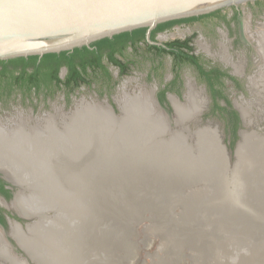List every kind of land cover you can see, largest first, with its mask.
<instances>
[{
  "label": "bare ground",
  "instance_id": "1",
  "mask_svg": "<svg viewBox=\"0 0 264 264\" xmlns=\"http://www.w3.org/2000/svg\"><path fill=\"white\" fill-rule=\"evenodd\" d=\"M246 31L250 34L249 27ZM255 40L261 65L252 80L264 89V28L257 31ZM186 96L189 107L172 98L180 121L196 118L205 107L198 92L189 90ZM150 97L138 91L124 92L118 101L122 116L108 106L81 103L71 115L63 116L61 123L45 120L32 127L19 120L9 127L0 121V169L15 180L13 165L32 167L56 195L55 200L46 202L21 195L14 207L26 214L31 208L62 206L55 216L29 226L28 234L14 227L15 237L37 264H116L112 250L117 232L110 225L104 231L97 220L103 201L111 204L110 222L117 215L141 212V204L155 205L159 200L180 207L185 217L196 219L195 206L200 204L215 209L211 218L219 223L225 221L229 227L234 223L257 234L262 231L263 138L254 136L250 146L253 135L242 134L238 148L241 161L230 170L220 138L213 132H198L196 141L201 150L199 161L194 162L192 155L182 152H192L183 139L170 141L176 152L161 145L168 132L163 112ZM241 113L247 121V113ZM229 170L231 192L227 187ZM194 182H202L209 190L190 194ZM147 191L149 194H144ZM222 202H227V208L216 204ZM241 207L244 212H239ZM184 233L185 244L194 245L196 236L203 232L187 229ZM0 257L7 264H21L1 246Z\"/></svg>",
  "mask_w": 264,
  "mask_h": 264
},
{
  "label": "rangeland",
  "instance_id": "2",
  "mask_svg": "<svg viewBox=\"0 0 264 264\" xmlns=\"http://www.w3.org/2000/svg\"><path fill=\"white\" fill-rule=\"evenodd\" d=\"M237 10L224 14L227 17L226 21L211 19L192 27L158 35V40L163 43L192 37L194 50L197 54L210 62L229 69L239 79V84L226 79L225 94L231 101L233 109L245 111L248 116L247 121H243L241 118L239 130L245 132L258 131L264 134V89H262L263 85H256L252 80L259 74L261 65L255 39L257 38V31L264 28V5L256 7L253 3ZM247 27L250 28V34L246 32ZM165 66L166 72L162 78L158 75H150L149 71L153 64L150 60L141 57L136 60L131 73L125 77L121 78L119 73H116V69H112L117 83L109 91L102 90L94 84L91 87L82 86L71 95L62 89L56 90L50 95H32L27 98L20 96L19 92H14L11 97L0 102V121L8 126L18 122L19 119L27 122V124L31 123V125L45 120L61 123V116L71 115L72 111L81 103L108 106L120 115L118 101L122 99L124 92L135 93L138 91V93L151 96L152 102L157 100L158 91L164 84L173 79L171 73L172 59L170 57L166 58ZM236 67H241L240 73H236ZM65 74L66 70L64 69L61 73L62 77ZM182 78L185 85L181 96L169 94L170 108L161 106L167 114L166 117L160 110L161 117H164L162 120L166 122H164V127L168 132L163 136L164 140L161 145L176 152L171 147L170 141L175 140L176 137L180 140L183 139L185 146L190 147L192 152H188L190 149H184L182 152L192 155L194 162H198L201 147L197 145L196 134L202 131L213 132L227 146L233 164L236 161L235 149L240 140V135L238 134L237 140L233 144V138L226 129L225 121L218 115H208L212 104L209 91L206 85L198 79L197 73H194L192 68L184 67ZM189 90L199 93L205 107L195 119L192 117L193 119L180 121L172 104V98L178 100L183 107H189L190 104L186 96ZM222 104L227 107L225 102ZM122 114L121 110L120 116ZM229 175L230 183L228 180L227 187L228 192H231L233 181L230 170ZM190 190V194H197L206 192L209 187L202 182H194ZM144 194L148 195L149 192ZM210 200L211 198L208 199V201ZM216 204L221 207V203ZM123 206H126V202ZM141 207L143 208L141 212H134L128 216L116 214L117 216L113 218V221L108 220V226L110 225L117 232L115 246L112 250V256L117 261L116 264H196L197 256L191 251L188 244H185L184 239L185 230H195L194 217H185L180 207L159 200H156L155 205L153 203L141 204ZM243 210L242 207L239 208V212H244ZM259 211L264 214V209H259ZM215 213V209L203 207L202 211L199 209V215L196 219L205 221V223L208 222L211 227L214 225V219L211 216H214ZM230 228L244 229L237 224L234 225V223L230 225ZM201 235L208 238L205 233L204 235L201 233ZM174 236L178 237L175 243L183 245L182 248H178L176 244L167 246L163 243L165 238ZM195 241L194 244H196ZM191 246L194 247V245ZM234 246L238 251L243 249L241 246ZM248 251L254 254L255 260L260 257L258 250ZM199 256L207 258L209 253L200 251Z\"/></svg>",
  "mask_w": 264,
  "mask_h": 264
},
{
  "label": "water",
  "instance_id": "3",
  "mask_svg": "<svg viewBox=\"0 0 264 264\" xmlns=\"http://www.w3.org/2000/svg\"><path fill=\"white\" fill-rule=\"evenodd\" d=\"M255 1L264 0H0V60L30 56L43 57L49 53L73 51L84 46L91 48V44L98 40L113 38L115 35L140 28L148 29V40L154 44L151 34L159 24L206 15L218 10L226 14L253 4ZM208 20L211 19L177 24L159 35L192 27ZM156 102L167 117L158 100ZM238 111L242 120L245 121L241 111ZM242 134L253 135L249 140L250 146L254 144V136H260L264 140L263 133L240 130V140L235 149L236 161L232 164L231 154L220 139L227 168L230 170H234L241 161L238 157V148L242 141ZM11 171L15 173V180L9 178L0 169V174L15 189L12 203L21 195L41 202L55 200L54 189L32 167L30 169L24 164H16L12 166ZM106 202L99 204V212L96 214L104 230L111 218L109 214L111 204ZM226 204L227 202H222L220 206L227 208ZM198 205L202 211L204 206L197 204L195 207L198 212ZM61 207L31 208V211L26 214L16 211L28 220V229L39 221H46L55 216L57 211H61ZM224 222L219 223L214 220L213 228L208 222L194 220L195 229L208 235V238L202 235L196 236L198 240L195 238L196 244L193 248L192 244H188L197 256L196 264H264V226L257 234L251 229H231ZM176 238L178 239L175 236L165 238L163 243L167 246L175 244ZM176 245L178 248L183 247L177 243ZM234 245L241 246L243 249L238 251ZM252 249L260 253L257 260L254 259V254L248 251ZM200 251H207L209 256L200 257ZM25 253L26 259H17L21 260V264H29L28 258L37 264L27 251Z\"/></svg>",
  "mask_w": 264,
  "mask_h": 264
},
{
  "label": "trees",
  "instance_id": "4",
  "mask_svg": "<svg viewBox=\"0 0 264 264\" xmlns=\"http://www.w3.org/2000/svg\"><path fill=\"white\" fill-rule=\"evenodd\" d=\"M255 6L264 5V1H255ZM226 15L222 10L201 15L197 17L174 20L159 24L152 33V40L156 41L158 33L172 29L177 24L195 23L206 19L226 21ZM147 28L136 29L131 32H124L115 35L113 38H104L91 44V48L84 46L73 51L61 53H49L43 57L30 56L18 57L9 60H0V98L7 92L10 96L14 92L22 93L24 98L41 94L50 95L56 90H65L71 95L82 86L91 87L98 85L102 90H111L117 83L112 73H98L99 70L106 71L107 66L103 65L104 57L112 64L123 66L125 70L136 64L138 58H144L152 62L153 67L150 75L164 76L166 67L163 60L172 56L174 59V78L165 84L159 92V100L169 107L167 93L181 95L183 86L181 68L184 65L195 66L200 73L198 78L208 85L209 95L212 100L210 113L208 115H218L225 121L226 129L233 138V144L238 137L240 117L237 110L231 106V101L225 94L226 79L239 84V79L229 73L223 72L221 67L204 69L200 64V59L191 55L194 47L190 45L192 38L186 40H174L167 42L168 48L151 45L147 42ZM142 44H144L142 46ZM132 52L128 51L129 47ZM127 62L124 63L121 58ZM67 68L68 73L65 78L60 76L62 69ZM131 69V68H130ZM129 73H121L127 76ZM222 102L227 104L225 107ZM170 108V107H169Z\"/></svg>",
  "mask_w": 264,
  "mask_h": 264
},
{
  "label": "flooded vegetation",
  "instance_id": "5",
  "mask_svg": "<svg viewBox=\"0 0 264 264\" xmlns=\"http://www.w3.org/2000/svg\"><path fill=\"white\" fill-rule=\"evenodd\" d=\"M235 8V7H234ZM236 9V8H235ZM236 11H238L237 9H236ZM157 28V27H156ZM155 28V29H156ZM154 29V30H155ZM153 30V31H154ZM148 31V30H147ZM153 31H152V33H153ZM247 32V31H246ZM160 33H162V32H160ZM160 33H158V35L160 34ZM158 35H157V37H156V41H153L152 40V34H151V40L153 41V42H155L154 44L153 43H151V42H149V40H148V37H147V33H146V39H147V42L149 43V44H151V45H158V46H162V47H165V48H168L167 47V45H166V43L167 42H163V43H161L159 40H158ZM190 38H192V37H190ZM189 39V38H188ZM184 40H186V39H184ZM174 41V40H173ZM168 42H171V41H168ZM144 44H142V46H143ZM190 45L192 46V47H194L193 46V38H192V40H191V43H190ZM128 51L129 52H132L133 51V48L130 46L129 48H128ZM191 55H194V57H196V58H199L200 59V64L203 66V68L204 69H212V68H214V67H221V70L223 71V72H226V73H229L230 75H232V76H234L232 73H231V71L229 70V69H225L224 67H222L221 65H219V64H215V63H213V62H210V61H208L205 57H203V56H201V55H199V54H197L196 52H195V50L193 49V51L191 52ZM171 59H172V68H171V73L173 74V73H176V72H174V59L172 58V56H169ZM119 58H121V57H119ZM166 58H168V57H166ZM122 59V61L124 62V63H126L127 61L126 60H124V58H121ZM166 60V59H165ZM165 60H163V62H164V65H165ZM228 61V60H227ZM103 65H105V66H107V70L106 71H103V70H99V72L98 73H112L113 74V70L112 69H116V73H119V76L122 78V77H125V76H121V73H131V69L132 68H134V66H135V64H133L134 66H131L129 69H127V70H125V68L123 67V66H118V65H115V64H112V63H110L109 61H108V59L107 58H105L104 57V59H103V63H102ZM166 67V66H165ZM184 67H190V68H192L193 69V71H194V73H197V75H198V73H200L199 71H198V69L195 67V66H193V65H184L182 68H181V70H180V73H182V69L184 68ZM65 70H66V74L68 73V70H67V68H64ZM64 69H62V70H64ZM235 71H236V73H240L241 72V67H236L235 68ZM166 72V70L164 71V73ZM259 72V71H258ZM60 73H62V71L60 72ZM149 73H155V72H152L151 70L149 71ZM66 74H65V76H66ZM60 76L62 77V75L60 74ZM65 76L64 77H62V78H65ZM113 77H114V75H113ZM236 77V76H235ZM115 78V77H114ZM173 78H174V74H173ZM199 79V78H198ZM173 80V79H172ZM171 80V81H172ZM182 80H183V78H182ZM170 82V81H169ZM169 82H167V83H169ZM166 83V84H167ZM202 83H204V82H202ZM205 85H206V88H207V90H208V85L206 84V83H204ZM184 85H185V82H184V80H183V86H182V88H181V93H182V89L184 88ZM165 87V84L163 85V87L162 88H164ZM161 88V89H162ZM106 91H109V89L106 87V88H104ZM160 89V90H161ZM160 90L158 91V94H157V100H158V102H159V104L161 105V106H163V107H166L167 105H165V104H162L161 102H160V100H159V92H160ZM19 94H20V96H22L23 97V95H22V93H20L19 92ZM169 94H176V93H172V92H168L167 93V100H168V102H169ZM13 95V93L10 95V96H7V92H6V94L4 95V97L3 98H0V102H2L3 101V99H5V98H9V97H11ZM34 96H37V94L36 93H34L33 94ZM176 95H178V94H176ZM179 96V95H178ZM181 96V95H180ZM116 103H117V100H116ZM170 104V103H169ZM118 105V104H117ZM118 107H119V105H118ZM119 110H120V108H119ZM236 110V109H235ZM238 111V110H237ZM120 112H121V110H120ZM238 113H239V111H238ZM71 114V113H70ZM120 116V115H119ZM239 117H240V121H241V115H240V113H239ZM61 118H62V116H61ZM60 119V118H59ZM20 120V119H19ZM60 121V120H59ZM37 124V123H36ZM35 124V125H36ZM4 125H6V124H4ZM30 126H35V125H31V123L29 124ZM10 126H12V124L10 125ZM9 126V127H10ZM239 129H238V134H239ZM14 193H15V189L13 188V187H11V185H10V183H8L4 178H3V176L0 174V246H1V248H4L8 253H9V255L11 256V258H14V259H16V261H19V260H17V259H21V260H23V259H26L27 258V254L25 253V251H27V250H25V248H23L22 247V245L19 243V241L17 240V238L15 237V233H14V227L15 226H19L20 228H21V230L24 232L26 229H27V225L29 224V222H28V220H26V219H24L22 216H20L19 214H18V212L16 211L17 209L14 207V205H13V203L11 202L12 201V199H13V197H14ZM12 208H11V207ZM36 224V223H35ZM29 228V227H28ZM27 233H25L24 232V234H28L29 233V231H28V229H27V231H26ZM28 252V251H27ZM29 253V252H28ZM30 254V253H29ZM31 256V255H30ZM1 258V257H0ZM20 260V261H21ZM19 261V262H20ZM28 262H29V264H35V263H33V261L31 260V259H29L28 258ZM8 262H5V259L3 258V259H1L0 260V264H7ZM21 263V262H20Z\"/></svg>",
  "mask_w": 264,
  "mask_h": 264
}]
</instances>
